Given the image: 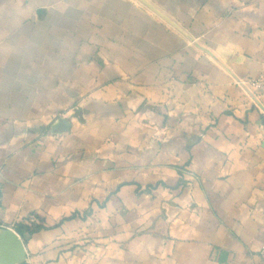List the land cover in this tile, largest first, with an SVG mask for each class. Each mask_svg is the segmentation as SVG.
<instances>
[{
    "label": "crops",
    "instance_id": "1",
    "mask_svg": "<svg viewBox=\"0 0 264 264\" xmlns=\"http://www.w3.org/2000/svg\"><path fill=\"white\" fill-rule=\"evenodd\" d=\"M264 0H0V224L22 264H264Z\"/></svg>",
    "mask_w": 264,
    "mask_h": 264
},
{
    "label": "water",
    "instance_id": "2",
    "mask_svg": "<svg viewBox=\"0 0 264 264\" xmlns=\"http://www.w3.org/2000/svg\"><path fill=\"white\" fill-rule=\"evenodd\" d=\"M26 250L20 236L10 228H0V264H22Z\"/></svg>",
    "mask_w": 264,
    "mask_h": 264
},
{
    "label": "trees",
    "instance_id": "3",
    "mask_svg": "<svg viewBox=\"0 0 264 264\" xmlns=\"http://www.w3.org/2000/svg\"><path fill=\"white\" fill-rule=\"evenodd\" d=\"M42 228V226L37 225V224H30L29 226L27 225H22L18 224L15 228V232L20 236L23 237L24 234L31 235L37 231H39Z\"/></svg>",
    "mask_w": 264,
    "mask_h": 264
},
{
    "label": "built area",
    "instance_id": "4",
    "mask_svg": "<svg viewBox=\"0 0 264 264\" xmlns=\"http://www.w3.org/2000/svg\"><path fill=\"white\" fill-rule=\"evenodd\" d=\"M249 85L254 90H264V73H262L256 79L251 80L249 82ZM0 228H4V227L0 224ZM259 255H260V258L264 261V246L261 248Z\"/></svg>",
    "mask_w": 264,
    "mask_h": 264
}]
</instances>
